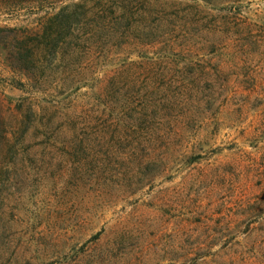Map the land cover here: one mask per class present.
Returning <instances> with one entry per match:
<instances>
[{
    "label": "rangeland",
    "instance_id": "rangeland-1",
    "mask_svg": "<svg viewBox=\"0 0 264 264\" xmlns=\"http://www.w3.org/2000/svg\"><path fill=\"white\" fill-rule=\"evenodd\" d=\"M0 264H264V0H0Z\"/></svg>",
    "mask_w": 264,
    "mask_h": 264
},
{
    "label": "trees",
    "instance_id": "trees-1",
    "mask_svg": "<svg viewBox=\"0 0 264 264\" xmlns=\"http://www.w3.org/2000/svg\"><path fill=\"white\" fill-rule=\"evenodd\" d=\"M68 9L69 7L63 8L47 22L45 31L41 37L43 38V41L48 40L49 51H51L54 59L58 56L60 50L65 44V41L68 40V38H72L76 32L77 25L75 20L73 22L72 17L67 13ZM12 32L18 33V31ZM32 44L33 40L28 42L25 40L17 43L18 55L15 57L17 62L15 68H22L21 65H24L28 62V60H31L30 58L32 53L25 54V50H27ZM18 64L21 65L18 66Z\"/></svg>",
    "mask_w": 264,
    "mask_h": 264
}]
</instances>
